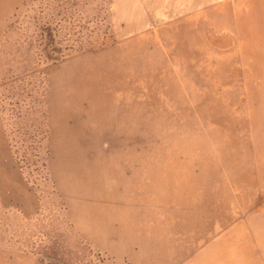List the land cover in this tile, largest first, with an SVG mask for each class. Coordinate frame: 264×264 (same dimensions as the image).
<instances>
[{
  "label": "rangeland",
  "instance_id": "obj_1",
  "mask_svg": "<svg viewBox=\"0 0 264 264\" xmlns=\"http://www.w3.org/2000/svg\"><path fill=\"white\" fill-rule=\"evenodd\" d=\"M0 264H264V0H0Z\"/></svg>",
  "mask_w": 264,
  "mask_h": 264
}]
</instances>
